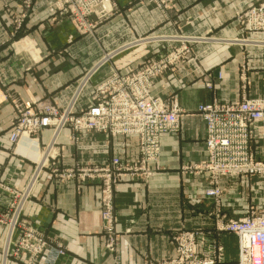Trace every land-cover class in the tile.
<instances>
[{
    "label": "crops",
    "instance_id": "obj_1",
    "mask_svg": "<svg viewBox=\"0 0 264 264\" xmlns=\"http://www.w3.org/2000/svg\"><path fill=\"white\" fill-rule=\"evenodd\" d=\"M55 3L34 0L25 10L18 0H0V180L11 191L26 186L52 135L45 129L10 143L14 100L26 109L41 100L64 107L82 76L104 53L148 35L182 39L150 46L152 58L182 44L188 45L189 53L150 90L154 97L177 99L180 126L177 133L161 138L159 161L147 181L125 176L115 189L116 252L106 248L110 235L100 215V180L61 179L53 168L60 173L78 166H102L114 158L133 164L139 160L138 140L65 128L57 139L56 156L41 170L22 215L47 244L35 264H50L47 258L56 248L63 253L53 264H163L175 258L173 237L184 231L220 239L225 264H235V236H216L212 201L204 197L207 175L182 169L205 159L199 105L264 98V30L249 31L242 19L264 0H169L165 12L148 1L106 0L108 14L88 34L76 32ZM18 20L21 27L14 31ZM22 42L29 44L28 50L18 46ZM110 73V65H105L91 78L79 98V109L91 106L96 87ZM251 147L256 159L264 160V139L254 140ZM231 204L223 203V210L233 208L238 214ZM5 236L6 228L0 224V264H25L23 258H3Z\"/></svg>",
    "mask_w": 264,
    "mask_h": 264
},
{
    "label": "built area",
    "instance_id": "obj_2",
    "mask_svg": "<svg viewBox=\"0 0 264 264\" xmlns=\"http://www.w3.org/2000/svg\"><path fill=\"white\" fill-rule=\"evenodd\" d=\"M34 0H18L25 10ZM148 1L162 12L169 10V0ZM106 0H56L55 7L66 14L77 31L88 34L97 20L105 17ZM94 17L95 22L90 18ZM243 24L249 31L264 30V4L250 8L243 16ZM18 20L14 31L21 27ZM181 42L180 38L148 35L123 44L104 53L80 79L76 89L64 107L48 100L34 103L26 109L13 101L16 115L11 124L9 142L14 144L20 137L32 138L45 129L52 135L42 148V154L29 181L22 190H9L0 180V224L6 228L3 258L12 255L23 258L25 264H35L46 249L44 242L22 217L24 207L33 188L49 160H54L57 139L61 131L99 132L112 137L135 136L138 140L139 160L129 164L114 158L102 166H78L60 172L53 170L61 179H77L80 182L100 180L103 229L110 235L106 248L117 250L113 234L115 222L113 193L127 176L147 181L159 161L160 140L163 136L177 133L181 109L177 99H163L150 94L155 81L171 66L189 53L188 45L161 52L152 58L150 46L160 43ZM105 65H110V76L96 87L86 109L78 108L79 98L91 78ZM220 78V75H218ZM0 84H2L0 76ZM211 88L210 85L207 86ZM205 127V159L197 165L185 166L184 173L206 174L208 188L204 197L212 201L216 236L234 235L237 240L235 264H264V212L250 208L242 214L222 208L220 180L240 176L264 177V160H257L251 144L264 139V98H242L238 103L212 101L199 105ZM18 236V237H17ZM17 239L15 240V238ZM176 256L163 264H225V246L220 239L202 232L184 231L173 237ZM63 251L51 249L47 262L53 264ZM115 264H118L115 262Z\"/></svg>",
    "mask_w": 264,
    "mask_h": 264
},
{
    "label": "rangeland",
    "instance_id": "obj_3",
    "mask_svg": "<svg viewBox=\"0 0 264 264\" xmlns=\"http://www.w3.org/2000/svg\"><path fill=\"white\" fill-rule=\"evenodd\" d=\"M74 29L79 33L75 27ZM18 46L25 50L29 48V44L26 42H22ZM31 53L33 55L34 52L31 51ZM220 188L223 198L222 205L223 203H233V207L238 214H242L250 208L261 213L264 212V177L261 175L223 178L220 180ZM236 201L238 202V206L234 203ZM230 210L234 211L233 208ZM234 258L235 254L232 256V259Z\"/></svg>",
    "mask_w": 264,
    "mask_h": 264
},
{
    "label": "bare ground",
    "instance_id": "obj_4",
    "mask_svg": "<svg viewBox=\"0 0 264 264\" xmlns=\"http://www.w3.org/2000/svg\"><path fill=\"white\" fill-rule=\"evenodd\" d=\"M108 7V6H107Z\"/></svg>",
    "mask_w": 264,
    "mask_h": 264
}]
</instances>
